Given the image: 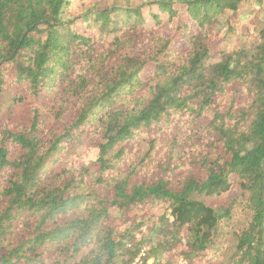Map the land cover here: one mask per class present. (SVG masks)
Here are the masks:
<instances>
[{"label":"trees","instance_id":"1","mask_svg":"<svg viewBox=\"0 0 264 264\" xmlns=\"http://www.w3.org/2000/svg\"><path fill=\"white\" fill-rule=\"evenodd\" d=\"M124 1L0 0V96L74 105L57 130L38 111L2 123L0 264H132L145 247L209 264L241 206L231 264H264V0H140L152 29ZM120 13L138 20L117 29ZM162 16L197 29L184 53ZM222 21L235 41L214 61Z\"/></svg>","mask_w":264,"mask_h":264},{"label":"rangeland","instance_id":"2","mask_svg":"<svg viewBox=\"0 0 264 264\" xmlns=\"http://www.w3.org/2000/svg\"><path fill=\"white\" fill-rule=\"evenodd\" d=\"M123 4L126 2L124 0ZM140 0H133L130 4V8H135L136 6L141 7ZM141 15L144 20V27L148 29L153 28V20L151 19V13H158L156 7L147 8L146 6L141 7ZM138 18L132 15L117 14L115 16V25L117 29H122L125 27L126 23H136ZM180 22L172 21L169 22L167 16H162L160 19V24L155 23V32L162 37L169 39L171 41V52L173 53H184L187 49L186 40L196 35L197 29L187 20L185 16L179 18ZM188 23L183 31L181 25ZM224 21L215 26L213 35L209 40V47L213 54L214 61L218 60L222 55L229 53L233 50V45L235 39L228 35ZM98 34V33H97ZM112 34L106 35L103 40L109 42L112 38ZM103 38V36H102ZM154 72L153 64H148L144 67L141 72V77L143 79H148ZM74 105L71 103L64 104L60 107L57 104H53L51 101L43 100L40 104L35 100L25 99L22 97V93L19 89H13L9 99L7 97L0 96V128L4 121L8 122L11 126H16L19 124L28 125L31 117L38 111L39 117L45 124L46 127L50 129L57 130L59 126L66 125L71 120V115L73 114ZM16 154L12 153V158ZM236 193L232 192L228 195L227 199H233ZM248 212H245L241 207L236 208L233 211L232 217L226 221L225 224V235L221 242L223 243L225 251L219 253L215 259L209 264H231L232 247L235 242V237L238 232L244 229L248 223ZM174 242L170 244L173 245ZM148 250V247H145ZM173 253V252H171ZM54 256V255H53ZM51 257V261L57 259V257ZM151 263V262H150ZM60 264H63L60 261Z\"/></svg>","mask_w":264,"mask_h":264},{"label":"built area","instance_id":"3","mask_svg":"<svg viewBox=\"0 0 264 264\" xmlns=\"http://www.w3.org/2000/svg\"><path fill=\"white\" fill-rule=\"evenodd\" d=\"M147 250L143 248L139 254L134 258L132 264H150L151 261L147 260Z\"/></svg>","mask_w":264,"mask_h":264}]
</instances>
